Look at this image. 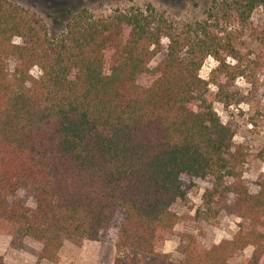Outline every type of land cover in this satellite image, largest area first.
I'll list each match as a JSON object with an SVG mask.
<instances>
[{"label": "trees", "instance_id": "obj_1", "mask_svg": "<svg viewBox=\"0 0 264 264\" xmlns=\"http://www.w3.org/2000/svg\"><path fill=\"white\" fill-rule=\"evenodd\" d=\"M259 6L224 2L181 28L150 8L98 18L83 9L52 39L41 18L0 0V234L40 243L37 262L55 263L64 242L113 233V264H229L249 247L241 264H261L264 174L250 194L245 148L213 109L247 102L235 81L252 85L258 65L241 55L245 41L264 49V29L250 22ZM209 58L216 66L203 80ZM195 180L210 184L197 220L224 213L241 224L205 250L181 234L173 261L162 250L179 221L172 207Z\"/></svg>", "mask_w": 264, "mask_h": 264}, {"label": "rangeland", "instance_id": "obj_2", "mask_svg": "<svg viewBox=\"0 0 264 264\" xmlns=\"http://www.w3.org/2000/svg\"><path fill=\"white\" fill-rule=\"evenodd\" d=\"M13 5L22 7L41 18L45 23L50 38H57L65 28L71 16L85 9L94 17H107L119 12H127L130 9H153L162 14L165 20L175 28H181L186 24L200 22L213 14L216 8L224 2L233 0H7ZM222 16V15H220ZM250 22L256 32L264 29V6L257 7L251 15ZM236 27V25L231 24ZM19 44V40H14ZM247 44L241 49V55L249 54L250 60L256 62L252 65V85L246 80L238 78L235 81L236 88L242 96L247 97V102L240 103L228 109L219 103L213 104V109L224 125H228L234 132L233 144L241 145L247 154V164L243 168V181L250 194L257 193V181L264 174V49H260L254 38L247 39ZM166 40H162L165 48ZM164 53L158 55L149 68L153 69L162 59ZM233 63L232 60H227ZM216 63L207 59L200 69L199 76L203 80L209 79L210 71ZM9 69L13 63H9ZM33 77L39 76V70H31ZM145 83V81H143ZM215 88L210 86L209 94L213 99ZM210 184L208 181L195 180L194 187L187 192L186 201L172 207L179 221L172 233L166 237L163 245V253L169 254L173 261H180L176 252L179 236L183 233L194 235L199 242L201 250L208 249L221 241H229L238 231L241 220L229 217L222 213L214 222H202L195 217V211L201 205V195ZM231 199V198H230ZM27 205L34 207L32 199H28ZM42 245L28 238H13L11 234H0V257L5 264H113L114 247L113 233L108 238L99 242L84 241L76 246L70 242H64L57 254V261L37 262ZM253 248L249 247L241 251L229 264H241L251 258ZM264 264V258L261 261Z\"/></svg>", "mask_w": 264, "mask_h": 264}, {"label": "built area", "instance_id": "obj_3", "mask_svg": "<svg viewBox=\"0 0 264 264\" xmlns=\"http://www.w3.org/2000/svg\"><path fill=\"white\" fill-rule=\"evenodd\" d=\"M40 74V73H39Z\"/></svg>", "mask_w": 264, "mask_h": 264}]
</instances>
